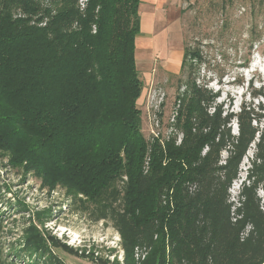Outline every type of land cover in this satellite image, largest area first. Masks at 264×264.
Wrapping results in <instances>:
<instances>
[{
  "label": "trees",
  "instance_id": "1",
  "mask_svg": "<svg viewBox=\"0 0 264 264\" xmlns=\"http://www.w3.org/2000/svg\"><path fill=\"white\" fill-rule=\"evenodd\" d=\"M82 2L0 0V181L5 171L20 176L21 185L30 176L41 181L49 194L60 185L74 213L111 223L123 261L110 250L113 263L100 259L99 264H264V195H259L264 192V130L259 127L264 106H259L263 114L248 106L239 113L223 112L219 93L197 82L203 52L186 40L180 73L188 75L178 81L175 108L184 125L200 119L211 138L192 181L194 192L187 186L180 190L179 215L166 242L160 240L163 223L146 201L151 193L162 195L160 171L145 172L142 153L121 158L120 151L111 150L95 157V150L78 164L79 173L70 170L69 180L54 183L46 166L18 147L39 132L44 142L56 137L85 148L102 141L100 131L122 128L128 132L124 146L143 143L140 114L134 111L143 90L135 57L141 0ZM253 96L264 99V89ZM71 127L76 132L68 133ZM253 145L246 179L232 202L229 190ZM9 194L8 212L0 210V242L14 235L8 227L18 223H9L6 213L22 216L23 224L18 238L0 247V264H67L59 252L98 260L95 252L73 249L53 235L51 209L31 210L11 185L0 186V204Z\"/></svg>",
  "mask_w": 264,
  "mask_h": 264
},
{
  "label": "rangeland",
  "instance_id": "2",
  "mask_svg": "<svg viewBox=\"0 0 264 264\" xmlns=\"http://www.w3.org/2000/svg\"><path fill=\"white\" fill-rule=\"evenodd\" d=\"M85 3L86 0H83L81 5ZM176 5V21L183 45L186 40L190 46L199 47L205 58V62L198 67L197 82L207 84L209 90L219 93L217 104L225 113H239L243 106H248L263 114L259 106H264V99H255L253 92L264 89V0H179ZM139 74L143 90L134 111L140 114L141 145L124 146L128 132L122 128L104 134H100V131L98 136L104 137L102 141L97 140L85 148L76 142L62 141L56 137L44 142L39 132L24 137L18 147L28 150L33 158H38L46 166L49 180L54 183L65 177L69 180L67 175L70 170L79 173L78 164L91 158L95 150L99 151L95 157L111 150L120 151L121 158L125 153H142L145 172L154 168L160 171L158 189H163L162 195L156 198V194L151 193L146 201L150 211H156L163 223L160 240L166 242L179 215L180 190L187 186L189 192H194L192 181L200 172L199 164L209 150L211 135L207 137V130L196 117L188 120L187 125L178 119L175 108L177 84L179 80L187 78L188 71L180 73V69L173 72L163 69L162 72L157 61L156 69L151 73ZM259 127L264 130V120ZM232 129L237 134L236 122ZM69 132H76L75 127L68 129ZM254 153L253 145L240 166L239 179L229 190L232 202L237 201ZM226 157L227 153H223L222 158ZM122 164H125V160ZM6 185H11L14 194L31 210L50 208L55 214V220L48 225L53 235L66 241L73 249L95 252L98 259L91 262L59 252L67 264H99L100 259L113 263L110 250H116L118 260L122 259L120 236L112 224L93 222L89 215L74 213L60 185L49 194L48 189H43L41 181L30 176L25 185H21L20 176L4 171L0 186ZM259 195L263 197L264 192L260 190ZM11 197L12 194H9L1 202L2 212H8L7 200ZM5 216L9 223L18 221L16 226L11 224L8 227L13 228L14 235L0 242V247L6 249L10 239L20 235L23 217L9 213Z\"/></svg>",
  "mask_w": 264,
  "mask_h": 264
},
{
  "label": "crops",
  "instance_id": "3",
  "mask_svg": "<svg viewBox=\"0 0 264 264\" xmlns=\"http://www.w3.org/2000/svg\"><path fill=\"white\" fill-rule=\"evenodd\" d=\"M178 1L141 0L140 33L136 39L135 53L138 72L151 73L156 69L157 61L160 62L162 72L163 69L171 72L181 70L184 45L176 21ZM139 41L141 45H138ZM171 60L175 61L174 65H169Z\"/></svg>",
  "mask_w": 264,
  "mask_h": 264
},
{
  "label": "bare ground",
  "instance_id": "4",
  "mask_svg": "<svg viewBox=\"0 0 264 264\" xmlns=\"http://www.w3.org/2000/svg\"><path fill=\"white\" fill-rule=\"evenodd\" d=\"M142 44H143V43H142ZM138 45H141V42H140V41L138 42ZM170 64L174 65V64H175V61H174V60H171L170 63H169V65H170ZM172 65H171V66H172Z\"/></svg>",
  "mask_w": 264,
  "mask_h": 264
},
{
  "label": "built area",
  "instance_id": "5",
  "mask_svg": "<svg viewBox=\"0 0 264 264\" xmlns=\"http://www.w3.org/2000/svg\"><path fill=\"white\" fill-rule=\"evenodd\" d=\"M112 259V262L114 261V257L113 258H111ZM121 262L123 261V256H122V259L120 260Z\"/></svg>",
  "mask_w": 264,
  "mask_h": 264
}]
</instances>
